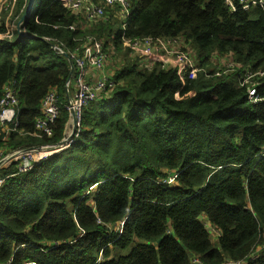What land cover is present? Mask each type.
Returning <instances> with one entry per match:
<instances>
[{
    "label": "trees",
    "instance_id": "obj_1",
    "mask_svg": "<svg viewBox=\"0 0 264 264\" xmlns=\"http://www.w3.org/2000/svg\"><path fill=\"white\" fill-rule=\"evenodd\" d=\"M7 1L0 0V95L8 81L19 92L8 151L69 137L64 107L52 137L32 132L51 87L67 101L71 63L59 50L69 53L89 35L109 53H130L137 38H193L206 71L125 62L114 90L83 110L73 142L27 172L15 163L0 169V264H191L192 254L222 264L264 245V101L249 100L240 71L208 66L212 54L232 52L251 71L264 70L262 8L129 0L125 28L112 18L83 29L64 0H41L22 25L26 37L17 24L29 0L9 10ZM257 84L264 96V77ZM174 173L175 183L165 182ZM202 216L220 231L217 242ZM121 220L122 233L110 231ZM249 264H264V247Z\"/></svg>",
    "mask_w": 264,
    "mask_h": 264
},
{
    "label": "built area",
    "instance_id": "obj_2",
    "mask_svg": "<svg viewBox=\"0 0 264 264\" xmlns=\"http://www.w3.org/2000/svg\"><path fill=\"white\" fill-rule=\"evenodd\" d=\"M68 8L81 17L80 25L85 29L88 25L96 22H109L112 18H119L123 28L127 26V19L131 14V3L129 0H64ZM16 0H8L5 9L9 10ZM231 11L238 9L234 0H227ZM239 6L243 9H248L251 6H257L264 10V0H239ZM114 12V15H111ZM83 23V24H82ZM77 24H73L71 29H76ZM137 56V60L141 67L151 68L156 63H161L166 67L169 59L172 60V67H179L182 71H206L199 67V61L192 56L189 50L184 47L171 49L172 45H178V37H161V38H137L128 41ZM54 50L59 48L53 47ZM63 53V51L59 50ZM68 53V52H67ZM216 54V53H214ZM69 58L73 60L75 70L71 80H68L65 88L67 101H64L56 87H51L41 100L40 111L41 116L36 121V128L32 132V136L43 139L50 138L54 135L57 121L61 116L63 107L70 114L74 110L77 117V131H79L82 121L83 110L93 101L97 100L108 92L113 91L116 87V80L110 75H106L104 70L110 58V53L104 50V42L95 36H87L85 40L72 49L69 53ZM168 56L169 58H163ZM245 68L239 63H235L232 67ZM167 68V67H166ZM222 69V68H220ZM232 68L224 69L228 73ZM250 70V69H249ZM247 73V72H246ZM247 77H243L240 71V84L247 88L249 100L253 103H261L264 101V96L258 90V79L264 77V70L256 72L249 71ZM220 74V72H217ZM74 88V92L72 91ZM18 88L15 82L8 81L3 87V93L0 95V161L8 158L0 167L7 168L12 163H15L20 172H27L36 163L47 160L56 152L64 149L73 142V138L63 146H52V144H44L43 148H20L8 151L7 143L12 132L18 129V110L19 97ZM72 132L73 122L72 117L69 123ZM23 134V132H21ZM5 150V151H4ZM21 151L20 154H15ZM264 155V152L262 153ZM165 182L170 184L175 183L176 173L172 174ZM5 183L3 178H0V187ZM99 223H104L98 218ZM125 221L121 220L115 225H109L110 231L122 233ZM207 227V226H206ZM54 243L53 245H57ZM264 247H256L247 258L240 260H227L222 264H249L255 259L260 249ZM34 264V263H30ZM191 264H206L198 256L191 255Z\"/></svg>",
    "mask_w": 264,
    "mask_h": 264
},
{
    "label": "rangeland",
    "instance_id": "obj_3",
    "mask_svg": "<svg viewBox=\"0 0 264 264\" xmlns=\"http://www.w3.org/2000/svg\"><path fill=\"white\" fill-rule=\"evenodd\" d=\"M35 1H36V4L34 5L33 12H32V14L30 16V20H34L35 19L41 0H35ZM117 26H118L117 28H122V25L120 24V21H118ZM184 41H185L184 48L189 50L190 53L192 54V56L199 61L200 58H199L198 53H197L199 51V49H198L197 44L194 42V39L191 38V39L187 40V39L184 38ZM127 56H128V53L125 52V50L120 51V52H115V53H113V51H110V58H109V61L107 63V66L109 65L110 68H112V71L115 72L117 68H120L126 62V57ZM220 57L221 58L225 57V54H222V53L212 54L211 57H210V64L208 66L211 67V68H216L217 67V68H222V69L232 68L229 71L230 73H234V72H236V70L237 71H241V75L243 77H247V75L249 74L248 72L251 71V70H249L248 67H246L247 69L241 68V67H238V66L232 67L235 64V62L232 59H227L226 65L224 66V65H222L219 62V58ZM128 58H129L128 59L129 61L133 60L129 56H128ZM72 91L74 92L73 87H72ZM201 219L205 222V224H206L207 228L209 229V231H212L213 228H216L212 223H210L207 220V218L205 216H202ZM215 235L216 234L211 233V237H212L213 241L217 242L218 241V236L217 235L215 236Z\"/></svg>",
    "mask_w": 264,
    "mask_h": 264
},
{
    "label": "water",
    "instance_id": "obj_4",
    "mask_svg": "<svg viewBox=\"0 0 264 264\" xmlns=\"http://www.w3.org/2000/svg\"><path fill=\"white\" fill-rule=\"evenodd\" d=\"M34 2H35V0H29L28 7H27L26 11L24 12V14L22 15V17L18 21L17 30H18V32L20 33L21 36L31 37V36H28L25 33H23V31H22V25H23V23L25 21L30 20V16H31L32 11H33ZM53 47H56V46L53 45ZM63 54L69 59V61L71 63V70H70V76H69V80H71L72 77H73V73H74V70H75V66H74L73 60L69 58L68 53L64 51ZM71 117H72V122H73V128H72V132L70 133L69 137L67 139L63 140L60 143L52 144V146H57V147L63 146V145H65L68 142V140H70L71 138H74L75 137L76 131H77V117H76V114H75L74 110L71 111ZM43 146L44 145H35V146H31V147L32 148L41 149V148H43ZM20 153H21V151H18L15 154L17 155V154H20ZM7 160H8V158H5V159L1 160L0 161V167Z\"/></svg>",
    "mask_w": 264,
    "mask_h": 264
},
{
    "label": "crops",
    "instance_id": "obj_5",
    "mask_svg": "<svg viewBox=\"0 0 264 264\" xmlns=\"http://www.w3.org/2000/svg\"><path fill=\"white\" fill-rule=\"evenodd\" d=\"M178 39H179V44L178 45H172L171 46V49H176V48H178V47H184L185 46V41H184V37H178ZM108 49H111V48H108ZM218 54V53H217ZM128 56L130 57V58H132L133 60H137V56H136V54L133 52V49H132V51L130 52V53H128ZM128 56L126 57V62H128L129 60V58H128ZM163 58H169L168 56H163ZM227 59H232L235 63H236V61H235V59H234V54L232 53V52H230V53H226L225 54V57H223V58H219V62L222 64V65H226V61H227ZM172 65H173V63H172V60L171 59H169V61H168V63L166 64V67L167 68H170V67H172ZM119 68H117L116 69V71L115 72H113L112 71V68H110V66L108 65L107 67H106V69L104 70V72H105V74L106 75H110V76H114L115 74H116V72H117V70H118ZM74 89V88H73ZM5 151V150H4ZM208 229V228H207ZM209 230V229H208ZM210 233H214V234H216L218 237L220 236V231L218 230V229H216V228H213V230L212 231H210ZM215 235V236H216Z\"/></svg>",
    "mask_w": 264,
    "mask_h": 264
}]
</instances>
